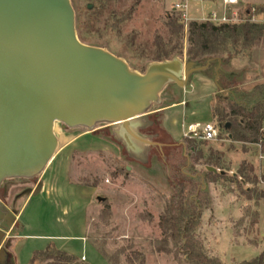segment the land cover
<instances>
[{"label":"rangeland","instance_id":"obj_1","mask_svg":"<svg viewBox=\"0 0 264 264\" xmlns=\"http://www.w3.org/2000/svg\"><path fill=\"white\" fill-rule=\"evenodd\" d=\"M71 1L76 14L77 32L79 37L80 34L83 37L81 41L102 47L125 59L132 69L139 72L146 71L151 63L156 62L153 60L154 40L158 34L165 40L168 39L166 22L176 2ZM198 1H189L192 12L200 11ZM249 1L260 3L264 0ZM237 6V11L229 14L234 16L238 13L244 20L249 18L245 13L247 9L253 6L258 11L264 9V5L245 6L240 2ZM178 12L184 21V12ZM190 22H183L184 54L177 56L185 61H188L186 25ZM221 58L227 59L228 54ZM231 59L225 64H218V69L214 64L212 75L215 78V73L222 69L220 79L227 86H236L242 91L249 90V83L260 78L264 71V68L259 67L264 62V44ZM192 76L186 87H180L176 83L168 84L160 95L161 101L154 104L151 112L142 117L139 125L134 128L142 137L162 146L146 145L127 137L121 125L103 124L96 130H88L83 127H65L57 122L55 133L58 148L51 162L53 166L46 176L48 192L43 197L45 203L40 207L35 201L31 202L23 217L27 224L24 232L80 236L83 231L79 205L81 199H87L81 210L89 225L85 234L90 244L85 248L89 260L79 258L81 262L189 264L185 257L174 252L158 251V242L163 239L159 220L169 198L180 189V182L184 183L185 193H188L190 184L183 175L197 172L203 177L204 188L209 196L197 231L206 252L219 257L224 264H239L259 255L264 248V199L258 204L254 199H248L243 190L254 185L243 182L237 175L241 167L249 174L248 164L254 166L255 174H262L264 154L259 147L233 142L222 128L221 139H193L195 150H191L190 142L185 137L183 145H176L172 134L162 126L159 113L154 112L160 106L169 105L184 96L189 101L190 109L185 111L184 116L180 112V123L185 121L187 125L214 121L219 124L213 116V109L221 89L218 87L211 97L200 93L186 96V90L192 91ZM177 129L181 130V124ZM201 152L203 156L200 158ZM210 158L218 160L216 168L219 172L216 175H221L220 177H208L206 162ZM41 177L42 175H38L31 179L6 180L0 187L4 210L19 212L28 198L26 190L34 189ZM76 185L89 193L81 191ZM258 186L264 189L263 182ZM99 197L104 200L100 201ZM23 225L22 221H18L11 230L0 227V247L12 251V243L14 247L21 246L22 256L25 258L30 247L39 244L27 240V237L13 240L22 231ZM59 243L76 254L83 251V241L80 238L69 237ZM11 258L10 262L15 264ZM28 259L27 257L26 260Z\"/></svg>","mask_w":264,"mask_h":264},{"label":"water","instance_id":"obj_2","mask_svg":"<svg viewBox=\"0 0 264 264\" xmlns=\"http://www.w3.org/2000/svg\"><path fill=\"white\" fill-rule=\"evenodd\" d=\"M210 62L176 56L139 72L125 59L81 41L71 0H0V187L46 170L58 148L57 122L88 130L121 125L127 137L162 146L134 128L161 101L168 84L186 87ZM207 170L219 172L214 166ZM15 213L5 211L0 200V227L9 229ZM8 259L1 246L0 264Z\"/></svg>","mask_w":264,"mask_h":264},{"label":"trees","instance_id":"obj_3","mask_svg":"<svg viewBox=\"0 0 264 264\" xmlns=\"http://www.w3.org/2000/svg\"><path fill=\"white\" fill-rule=\"evenodd\" d=\"M166 26L169 32L168 39L165 40L160 34L155 37L154 61L168 60L184 54L185 29L181 13L174 9L168 16ZM80 39L83 40L81 34ZM187 41L188 61L206 64L211 60L210 66L215 64L218 68L219 63L225 64L229 59L241 55L244 51L264 44V24L251 21L215 23L209 20H193L188 25ZM224 54H228V58L223 60L221 57ZM222 71L219 69L215 73L221 92L214 106L213 116L217 118L219 125L226 130L229 139L233 142H240L244 145L255 144L264 154V84H258L251 90L242 91L236 86H227L220 79ZM227 124H229L228 127H226ZM186 139L190 142V149L195 150L194 140ZM179 144L183 145L184 141L176 143V145ZM202 156L203 152L200 153V158ZM217 161L210 158L206 164L218 167ZM247 167L249 174L241 167L237 175L243 182L254 185L247 187L243 192L248 199H254L258 204L264 199V189L258 186L264 183V170L261 175H257L253 165L248 164ZM207 175L213 178L221 176L212 171H207ZM183 177L190 184L188 193H185L184 183L180 182V189L169 198L159 220L163 239L158 242L157 249L159 252H174L178 256H183L189 264H224L219 257L206 252L197 236L203 210L209 199L208 191L204 188L203 177L197 172L192 175H183ZM10 257L9 255L6 264H13L10 262ZM29 264L91 263L81 262L77 256L60 250L51 243L46 249L35 251ZM239 264H264V251Z\"/></svg>","mask_w":264,"mask_h":264},{"label":"crops","instance_id":"obj_4","mask_svg":"<svg viewBox=\"0 0 264 264\" xmlns=\"http://www.w3.org/2000/svg\"><path fill=\"white\" fill-rule=\"evenodd\" d=\"M190 1V0H189ZM189 1L187 4V9H186V16L187 19L189 21H205L206 18L213 12L219 14V15H223L225 13L227 14H231L234 13L235 11H237L238 6L237 4H230L225 6L223 0H199L197 3V6L200 7V11H193L191 10V6L189 5ZM175 2V0H174ZM240 3H242L243 5L247 6V5H264V1L260 2V3H252L249 0H239ZM239 4V3H238ZM229 14V15H230ZM237 58V57H234ZM234 58H232L231 60H233ZM230 60V61H231ZM220 65H222V62L219 63ZM212 67L213 65H209V67L207 69H205L204 71L198 72L193 74L192 76V91H188L186 90L184 93V95L188 96V95H193V94H203L204 96L207 97H211L213 93L216 92L218 86H217V81L216 78H214V76L212 75ZM259 67L264 68V62L263 64H259ZM218 69V68H217ZM216 69V71H217ZM260 75V73H259ZM258 84H264V71L261 72L260 78H257V80L252 81V83H249L250 85V89H252L254 86L258 85ZM201 91V92H199ZM182 109V110H181ZM188 109H190V104L188 99H185V97L183 96V98L181 99H177L175 101H172L171 104L169 105H164V106H160L158 109H156L154 112L159 113V116L161 117V123L162 126L164 127V129L168 132H170V134H172L173 138L175 139L176 143H182L183 141V137H184V132L186 130V122L185 121H181L179 120V114L180 112H182L183 116L185 115V111H187ZM176 116H173L175 113ZM174 113V114H173ZM173 117V118H172ZM196 123H200V122H196ZM196 123H189V124H196ZM181 124V130L179 131L177 129V126ZM51 164V163H50ZM48 165V167L46 168V170L41 174L42 177L40 178L39 182L37 183V185L34 187V189H32L31 193L28 195L27 200L24 202L23 207L20 209V211L15 215H16V220L15 222L18 221H22L23 222V228L22 231L19 232L15 237H13L14 239L20 238V237H27V240L29 241H35L36 244L39 245H35L30 247V250L28 252V254L26 255L25 258H23L22 256V247H17V245L14 247L13 243L11 244V248L13 247L14 250L11 251V249L8 251L12 254V258L11 260L17 264L19 262V264H28V262L31 261L33 253L35 251L38 250H44L48 247L49 244L53 243L56 245V247L60 250L66 251L70 254H73L75 256H77L78 258H81V256L85 255L86 256V260H89L88 256L85 253V248L90 245L88 244L86 238H85V234L88 230V223L87 220L85 219L84 215H83V210H81L82 205L84 203H86L87 199H81L80 202V223L82 226V231L83 233L80 236H67V235H41V233L38 234H30V233H26L24 232L26 229L27 224L25 223V221H23V217L29 207V205L31 204V202L35 201L37 204L41 206H43V204L45 203V198H43L47 192H48V180H46V176L49 172V170L51 169V167L53 166V164ZM54 178V176H53ZM77 188H79L81 191L84 192H88L85 191V189L83 190L79 185H76ZM89 193V192H88ZM0 200L2 201L1 197ZM14 222V223H15ZM14 225V224H13ZM13 225L9 228V230H11L13 228ZM264 234V232H263ZM69 237H75V238H80L83 241V251L81 254H76L74 253V251L69 250L68 248H66L65 246H63V244H60L59 242L61 240H64L66 238ZM12 242V240H11ZM10 242V243H11ZM21 249V250H20ZM264 251V248L263 250ZM9 253V255H10ZM29 258L28 261L26 260V258Z\"/></svg>","mask_w":264,"mask_h":264},{"label":"built area","instance_id":"obj_5","mask_svg":"<svg viewBox=\"0 0 264 264\" xmlns=\"http://www.w3.org/2000/svg\"><path fill=\"white\" fill-rule=\"evenodd\" d=\"M189 0H176L174 3V9L177 11L184 12V21L188 22L186 16V9ZM224 5L230 4H238L239 0H223ZM246 16L249 18L242 19L239 17L238 13L234 16H230L229 14L225 13L223 15H219L215 12L211 13L205 21L209 20L215 23H225V22H244V21H251L264 24V9L258 11L256 7H252L248 11L246 10ZM188 28V25H186ZM188 30V29H187ZM222 128L219 124L214 121H209L206 123H196V124H188L186 130L184 132V137L188 139H201L203 141H217L221 139ZM264 158V155L262 156ZM83 260L86 259L85 256L81 257Z\"/></svg>","mask_w":264,"mask_h":264}]
</instances>
